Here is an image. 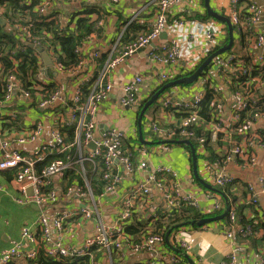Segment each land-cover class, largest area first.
Masks as SVG:
<instances>
[{"label": "built area", "instance_id": "built-area-1", "mask_svg": "<svg viewBox=\"0 0 264 264\" xmlns=\"http://www.w3.org/2000/svg\"><path fill=\"white\" fill-rule=\"evenodd\" d=\"M8 2L10 0H0ZM68 2L69 7L74 10L70 12L75 13V17H88L85 9L80 8V0H55L57 3H52V0H19L21 6H33L34 12L33 21L38 24L54 23L59 25L63 31L65 26H68L69 21L66 16L60 12L62 9L60 3ZM92 3L94 0H89ZM124 0H108L103 4L104 10H95L89 16L93 22V33L90 34L85 41L78 46L75 50L77 56V64L74 67L63 69L58 60L59 49L57 44H53L49 40V35L45 31H41L40 35H35L31 29V24L23 25L21 21L14 20L9 23L8 20L2 15L5 11L3 6H0V18L4 19L3 25H10L9 30L15 35L16 45L15 50L9 58L12 68H18L22 62V55L25 53V46L31 49L32 55L37 61V71L31 75L28 73L26 81L30 86L25 88L21 80L14 74L7 72L3 73L1 70L0 61V93H2V102L10 105L23 104L25 107H33L41 111L47 110L49 112L60 111L67 109L69 116L60 123L64 127H73L75 132V144L77 148L78 158L76 161L67 155L64 159H58L51 162L41 172L37 173L35 166L41 163L48 153H64L68 151V146L65 143V137L58 129L52 131L43 143H41L35 150L23 154L17 150L12 149L16 142L19 145L32 142L36 137L41 134L42 125L40 123L33 124L32 129L25 130L20 136L13 138L11 135L2 133L1 124L2 116H0V171H10L17 169L12 181L16 184L18 190L24 195L22 199L16 202L21 205H33L39 209H43L51 205L56 200V193L53 189H49L52 179L60 175L63 171L72 168L74 164L82 166L84 161H89L93 165V170L96 169L98 159L101 160L103 170L101 178L104 182L105 191L112 192L115 186L118 185L122 179L120 175V168L127 176H131L138 170L147 171L144 180L138 182L126 197L122 211L117 219L111 224L104 225L99 223L97 226L98 232L91 239L84 242L80 248L74 246L64 245L61 238L58 237L53 241L50 237V230L58 231L61 235L64 233L65 225L73 218L80 217L83 220L93 219L98 217L96 203L91 200V204L84 205L85 207L79 209H72L62 213L50 222L47 217L41 214L38 221L35 223L40 228L41 241L46 245L44 253L50 258H64L73 259L77 257H90L91 264H106L99 260L92 259V253L89 250L92 247H99L104 251L113 252L115 257L123 258L127 253L141 254L148 253L157 255L156 246L161 244L163 238L158 233H152L151 230L140 233L138 238H133L126 234L125 228L131 223L133 218L135 203L140 200L147 202L148 199L153 197L156 192L162 200L163 205L172 209H179L181 207H190L198 210L200 208V197L190 192L181 193L177 187L176 174L174 171L165 165L155 166L153 169L147 165L146 157L147 151L143 148H136L134 153L129 150L123 149L124 134L117 129H108L100 134H97L96 129V116L101 103L105 102L110 94L116 87H114L110 80L114 71L138 51L150 48V60L160 65L169 66L174 68L183 59L185 50V43L190 39H202L203 46L206 48V56L192 57L183 65L176 75L169 73L166 70L159 77V86L161 84L170 82L171 79L178 75H191L200 65V63L216 49L222 40L220 31L211 23H202L200 21H187L180 18L175 22L180 28H187L193 23L195 27L194 33H189L186 38H180L178 35H173L168 40L160 45L155 46L158 38L162 33L170 31L168 24V15L170 11L176 7L182 0H141L144 7L152 6L154 9L152 22L146 32L140 33L136 38L124 43L125 33L133 23H138L140 19L141 10H137L132 14L116 35L111 39L110 44L105 50L100 48H93L87 52L83 49V44L88 40H97L105 27L106 19L113 16L115 7L120 6ZM247 1V0H246ZM239 0H230V7L225 17L231 23L234 31L239 35H245L248 38L249 50L253 53V58L257 61L256 64H264V35L260 31L262 24V10L254 0H248L244 6L238 5ZM34 4V5H33ZM112 6V7H111ZM59 12H55V10ZM73 18V19H74ZM73 27V24H70ZM40 49L44 51L49 60L50 66H46L41 54L37 51ZM103 57V68L101 75L95 80H89L90 76L84 75L87 69L86 63L90 66L97 60ZM203 58V59H202ZM234 56L228 55L225 59L220 61L222 67L218 66L212 72L204 71L199 77L200 84L204 87V91L196 94L190 99H185L181 102H173L169 98L158 99L162 111L176 112L184 114L178 124L166 128L160 126L155 122L148 124L149 130L159 140L165 143L173 141L174 137H179V140L194 142L197 145L196 154H201L205 150L207 140L204 136H197L193 128H198L203 120L199 117V110L201 103L206 95V90L209 89L213 95L214 113L211 118L212 129L217 133L224 131L225 125L220 120L221 104L218 100V87L210 79H213L214 74L222 77L229 87H233L234 99L236 107L232 111L231 119L233 123L239 122L243 113L251 114V120L248 121L242 128H238L236 132L241 136L238 145L233 148V157L245 154L249 164L255 163L250 149L258 142L259 136L252 130V123L259 117L264 116V109L260 107L258 101L254 98L253 91L246 89L241 91L243 83L233 82L238 81L240 77L246 76L248 71L239 64H232ZM216 64V65H218ZM86 68V69H85ZM49 71L63 75L73 82L71 92H66L61 87L49 89L50 85L47 81L49 78ZM105 75L106 82L101 83L102 76ZM144 79L141 76H135L130 81L118 87L119 99L118 102L121 107L134 109L137 112L142 104L140 97V88L143 86ZM89 84L87 88L88 94L83 93V86ZM246 88L249 83L245 85ZM151 96V95H150ZM256 105V107H255ZM14 112L10 120H15ZM237 134V133H236ZM82 138L85 144H91L92 150L86 156L81 153ZM191 142V143H192ZM84 183L87 182L83 171ZM233 178L226 173L219 172L213 179V184L218 187H225L233 183ZM2 188L0 184V189ZM31 188L32 195L27 196L26 191ZM248 191L251 194V203L256 204V199L259 192H256L251 186H248ZM65 198L82 199L86 198V192L75 186L68 187L64 192ZM206 197V196H204ZM213 211L222 209L219 202H215L212 206ZM167 218V215L165 216ZM159 219V213L149 214V223L152 224L155 220ZM236 215L230 209L228 213V225L226 226L225 236L228 240L233 239V232L240 233L242 236H250L251 229L249 225L243 227L236 224ZM173 238L177 231H172ZM175 243L176 238L173 239ZM28 244V246H27ZM182 253L186 254L189 247L183 242L178 243ZM37 240L33 236L30 227L26 226L22 229L21 239L13 243L10 247L0 252V264H14L22 259L34 260L36 259ZM184 250V251H183ZM244 252L241 246H235L231 253L223 259L219 264H246L242 262L239 255ZM183 257L181 255H174L168 261H152L148 264H182ZM140 264V263H139ZM188 264V263H183ZM255 264H264V257L259 254L256 257Z\"/></svg>", "mask_w": 264, "mask_h": 264}, {"label": "crops", "instance_id": "crops-1", "mask_svg": "<svg viewBox=\"0 0 264 264\" xmlns=\"http://www.w3.org/2000/svg\"><path fill=\"white\" fill-rule=\"evenodd\" d=\"M254 1L262 10L263 22L260 26V31L264 35V0ZM93 2L95 3L96 0ZM97 2L100 3V0H97ZM229 2L230 0H210V6L215 12L225 16L227 15V11L230 7ZM115 8L113 16L106 19L105 27L101 36L97 40L91 39L85 42L83 44L84 51L89 52L93 48L105 50L110 44L111 39L116 35V32L122 26V23H124L125 20H127L137 10H141V16L138 23L143 25V31L146 32L152 22L154 9L152 6L144 7L141 0H124L121 2L120 6ZM170 13L172 14V18L170 20L171 29L169 32L162 33L160 35L155 45L157 47L164 44L168 38L173 35H178L180 38H186L189 33L195 32L193 23L190 24L187 22V25H190L189 27L180 28L176 25L177 23H172V21L175 19L174 14L186 16H190L194 13H198L199 15L206 14L204 0H182L170 11ZM186 16L185 18H187ZM213 20L210 19L202 23L214 22L212 24H214L220 31L222 40L220 45L210 52L200 65L210 55L215 53L227 43V28L225 29L223 26L225 24H222L215 19ZM246 37L247 36H244V39L241 40L239 34L233 32V44L231 49L214 58L204 71L208 67L210 68L208 70L209 72H212V70H215L218 66L222 67L218 63L230 54H234L235 57H238L239 59L250 57L251 62L256 63L257 61L253 58L252 51L249 50V40ZM225 39L226 42L224 41ZM184 47L186 50L184 57L180 61L181 63H178V65L174 68H169V66L160 65L150 60L149 51L153 48V46L138 51L134 56L126 60L123 65L119 66L110 78L116 89L113 90L105 102L100 104L97 112V134H100L108 129L120 130L124 134V140L126 139L131 143V146H134L128 149L124 146L123 141V149L129 150L132 153H134V150L138 147L145 149L148 154L146 157L147 165L152 169L158 165L170 167L176 174L177 187L180 192H190L200 197L201 201L198 211L204 215L214 212L212 206L217 201L222 206L221 210H225L227 204L225 202L226 198H223L222 194L218 193V189L213 184V179L219 174V172L226 173L233 178L234 182L230 191L237 198V205L240 207V209L236 211L235 205H233L232 208L229 207V211L232 209L236 215V220L238 217L237 213L239 212V216L245 218L247 221L256 220L258 223H264V116L257 118L252 123L253 127L251 131L255 132V134L259 136V140H261L250 149V153L253 155L255 163L249 164L245 154L233 157V148L238 145L241 136L238 132L236 134V131L238 130L237 128L235 130V124L231 119L232 111L236 107V101L234 99V95L230 91V87L226 84V81L222 77L218 74L213 75V81L218 87V100L222 106L219 118L225 125L224 131L222 130L220 133H217L213 130L209 124L211 121H203V123L197 128L200 135L206 138V146L208 149L206 150L205 146L204 152L196 154L197 163L195 173L191 163L190 147L188 151L182 146L184 144L172 143L173 141L165 143L159 139L157 143H154L153 139L155 136L149 130L148 124L151 122H155L160 126L178 124L181 120L178 116L179 113L174 111H162L158 99L169 98L173 102H181L203 92L204 87L200 84L199 77L204 71L193 83L188 85H176L164 91V93L158 97L157 101L147 109L142 118L141 130L142 138L148 144H141L138 139V111L135 112L134 109L123 108L118 102V87L130 81L135 76H141L144 79L143 86L140 88L139 93L143 103L149 99L151 93L159 87V77L162 73L169 70V73L176 75L179 70L183 68V65L187 63V61H190L192 57L200 56L204 58L207 54L206 48L203 46L202 39L200 38L196 40H188ZM86 67L87 69L85 68L86 70L83 74L90 76L89 80H96L102 73L103 59L97 60L91 66L89 63H86ZM48 74L49 78L47 81L53 88L61 87L66 92H71L73 82L70 81V79L53 71H49ZM100 81L102 84L106 82L105 75L102 76ZM252 90L254 98L258 101L260 107L264 109V79L255 81ZM17 111L18 113L15 115V120L17 122H15V126H18V129H13L9 134L13 138L20 136L25 130L32 129L33 124L35 123H40L42 125L41 134L32 142L25 143L23 145H19L15 142L12 146V149L23 154H27L28 152L35 150L41 143L48 139L52 131L58 129L59 126H63L60 121H64L69 116V111L67 109H61L53 114L52 111H41L40 109L33 107L28 108L23 104L10 105L3 103L0 100V116H2V119H9L11 115ZM211 118H214L213 115ZM134 140L138 141L137 143L139 145L133 144L132 141ZM92 148L93 146L91 144H85L82 138V155L86 156ZM194 149L196 153L197 146ZM209 152L212 153L214 157L213 162H210L207 159ZM77 158L78 155L76 153L73 160L76 161ZM78 165L80 166V172L83 173V164L82 166L80 164ZM119 172L122 179L120 183L115 186V189L112 192L105 191L104 182L101 176L102 186L96 190L92 189L91 184L86 178L87 182L85 183L81 178L83 180V188L79 185H75L78 184V182L67 185L64 181H62V174H60L52 179L50 185V188L52 189L53 186L56 193V200L51 203V205L43 209H39L33 205H21L17 203L16 201L22 199L24 195L18 190L16 184L13 183L12 180L7 181L5 178L0 177V184L2 186L0 189V252L10 247L13 243L20 241L22 229L26 226L30 227L33 236L34 234H38L39 236L40 228L35 223L38 221L41 214L52 222L56 216L72 209L85 207L86 205L91 204V200H94L98 211V217H94L89 220H83L80 217L73 218L65 225L63 235L54 230L53 227L50 230V237L53 241L60 237L64 245L74 246L75 248L82 247L84 242L97 234V226L99 223L109 225L119 217L130 190L138 182L144 180L147 174V171L145 170H138L133 175L127 176L124 172H122L121 168ZM206 184L210 185L216 191L206 188ZM70 186L80 188L82 191L86 192L87 197L82 199L65 198L64 192ZM248 186H251L256 192L260 193L257 198L258 203L256 207H251L247 203L249 200ZM221 198L223 199V202ZM135 205L134 213L141 212V214L147 218L149 225L147 228L149 230L151 225L149 223L150 212L159 213L161 216V213H168L170 211L169 207L163 205L161 198L156 192H154L153 197L148 199L147 202L146 200L145 202L140 200L135 203ZM226 226L227 225H225L222 221L211 223L202 227L187 224L180 228L172 229V231H177L174 237L176 238L177 243L173 240L172 231L168 237L169 245L165 243L164 236L161 244L156 246L157 255L155 256L148 253L136 255L127 253L123 258H118L115 257V254H113L112 251H104L101 254L102 256L99 258V261L106 264H148L149 262L158 260L167 262L168 259L174 255H180L173 249H178L182 252L178 244L181 242L189 247L186 254L195 264H219L231 253L235 246H241L244 249V252L239 255V258L246 264H255L256 257L259 254H262L264 257V242L261 244L249 243V240L247 239L234 236L235 230H232L233 239L228 240L225 236L227 229ZM139 235L140 233L133 236L131 235V237L138 238ZM263 235L264 231L259 229L255 232V236L251 240H259L263 237ZM14 264H24V261L20 260Z\"/></svg>", "mask_w": 264, "mask_h": 264}, {"label": "trees", "instance_id": "trees-1", "mask_svg": "<svg viewBox=\"0 0 264 264\" xmlns=\"http://www.w3.org/2000/svg\"><path fill=\"white\" fill-rule=\"evenodd\" d=\"M19 0H10L8 2L3 3V1H0V6H3L5 11L3 12V16L5 17L6 20L9 21V23H13L14 20L21 21L23 25H29L31 24V29L35 35H40L41 31H45L47 35H49V40L53 44H57V47L59 49L58 53V60L62 65L63 69H67L69 67H74L77 64V56L75 54V50L78 48L80 44H82L85 39L93 33V22L90 21L89 16L93 13V11L97 10H104L103 4L108 2V0H100V3L92 2L94 4H91L89 0H80V8L85 9L86 15L88 17H75V13H71L74 9L69 7L68 2L64 1L63 3H60L62 14L66 16V19H68L69 24L68 26H65V29L62 31L60 29L59 25H55L54 23H44V24H38L33 21L34 19V12L32 11L33 6L30 7H25L21 6L18 2ZM95 1V0H94ZM52 3H57L55 0H52ZM247 4L246 0H239L238 5L239 6H244ZM34 5V4H33ZM55 12H59V10H55ZM186 15H180V14H174V20L172 23H175L179 21L180 18H183L187 21H200V22H206L208 20H213L212 18H209L206 14L199 15L198 13H194L190 16ZM74 18V19H73ZM172 18V14L169 13L168 15V24H170V20ZM214 21V20H213ZM70 24H73V27L70 26ZM226 29V26L223 25ZM10 25H0V61H1V70L3 73L10 72L17 76L19 80H21V83L25 88L28 89L30 86V83L25 82V79L30 73L31 75L35 74L37 71V61L35 57L31 53V49L29 47L25 46V53L22 55L21 58H23L22 64L18 68H12L9 58L12 52L15 50V45H16V39L15 35L12 34V30H9ZM144 27L143 25H140L139 23H133L129 29L125 33V38H124V43H127L131 41L132 39L136 38L140 33H143ZM235 30V29H234ZM235 32V31H233ZM245 35H239L241 37V40L244 39ZM226 42V39L224 40ZM223 41V43H224ZM234 60L232 64L236 65L239 64L243 68H245L248 71V74L246 76L240 77L238 81L233 80V82H241L244 85L241 86V91H244L249 88V90L253 89V86L255 84V81H260L264 79V65H259L256 63H252L250 57L248 58H238L235 57L234 54ZM103 59V57H102ZM210 68L208 67L206 71H208ZM185 75H178L171 79L170 81H173L175 79H178L180 77H184ZM213 83V79H210ZM169 82V81H168ZM247 82L249 83V86L246 88ZM3 83H0L2 85ZM164 84H161L151 95H153L156 91H158ZM49 89H52L53 87L51 85L47 86ZM87 88H89V84H85L83 86V93L88 94ZM235 89L233 87H230V91L233 93ZM253 91V90H252ZM2 93H0V100H2L1 97ZM148 100V99H147ZM146 100V101H147ZM145 101V102H146ZM213 95L210 93V90H206V95L204 96V99L201 103V107L199 110V117L203 121H210L211 117L214 113V106H213ZM143 102L138 110L137 113H139L140 109L143 107L144 103ZM256 107V105H255ZM179 118H182L184 114H178ZM252 115L251 114H246L243 113L241 115V118L239 122L236 124V126L240 129L242 128L248 121L251 120ZM15 122L10 119H3L2 124H1V131L2 133L10 134L13 129H18V126H15ZM235 126V130L236 127ZM166 128L172 127L170 126H163ZM58 130L60 133L65 137V143L68 146V151L64 153H48L45 157V159L41 162L38 163L35 166L36 172L39 173L41 172L46 166H48L51 162L58 160V159H64L67 155L70 157L74 158L75 154L77 152L76 144H75V132L73 127H64V126H59ZM195 134L197 136H200L199 130L197 128H193ZM237 133V132H236ZM179 137H174L173 142L179 141ZM126 140V139H125ZM124 140V146L128 149L134 147L131 146V143L129 141ZM161 141V140H160ZM138 141L134 140L132 141L133 144H138ZM154 143L158 142V139L154 137L153 139ZM192 142V141H191ZM139 145V144H138ZM193 147L195 148L197 145L192 142ZM186 150L189 151V146L188 145H182ZM208 147L206 146V150ZM208 161L213 162L214 157L212 153H208L207 156ZM98 163V166L96 167L95 170H93V165L89 161H84L83 166H84V174L85 178L88 180V182L91 184L92 189L98 190L100 186H102V180L100 178L101 176V171L103 170L102 162L100 159L96 161ZM80 166L78 164H74L72 168L63 171L61 174L62 176V181H64L67 185L70 184H75L78 182V184L82 188L84 187L83 185V174L80 172ZM17 172V169L15 170H10V171H0V177L5 178L7 181H10L13 179ZM81 176V177H80ZM82 178V179H81ZM232 185H227L225 187H218V193L222 194L223 198L225 197L227 200L228 207H231L235 205V210L237 211L240 209V207L237 205V198L232 194L230 189L232 188ZM246 188V186H245ZM49 189L50 186H49ZM53 189V186H52ZM54 190V189H53ZM249 193V200L247 201L248 205L251 207H256L258 200L256 199V204L251 203V194ZM222 202L223 199L221 198ZM223 212V210L219 211H214L211 214L204 215L200 213L198 210H195L193 208L189 207H181L179 209H172L168 213H161V216L159 214V219L155 220L151 225H150V230L152 233H158L164 238L165 234L167 231L175 227L176 225L179 224H187L190 221H197L202 218L206 217H214L216 215H219ZM237 222L236 224L243 227L245 225H249L251 229V235L250 236H242L240 233L236 232L234 233V236H238L244 239L249 240L248 242L252 244H257V243H263L264 242V235L261 239L259 240H251L255 236V232L259 229L264 231V223H258L256 220L252 221H247L245 218L239 216V212L237 213ZM167 215V218L165 216ZM147 218L143 216V214L140 213H134L133 218H131V224L125 228L126 234L128 235H137L138 233H145L149 231L147 228L148 222ZM222 222L225 225H228V217L222 220ZM40 232V231H39ZM34 237L36 238L38 245L36 247V259L30 261V260H25L22 259L21 261H24V264H91V258L90 257H77L73 259H64V258H50L47 257L44 253V249L46 248V245L43 241H41V232L38 236V234H34ZM104 252L99 247H92L89 250V253H92V259L96 260L102 256L101 254ZM182 264L187 263L184 258L181 259Z\"/></svg>", "mask_w": 264, "mask_h": 264}, {"label": "water", "instance_id": "water-1", "mask_svg": "<svg viewBox=\"0 0 264 264\" xmlns=\"http://www.w3.org/2000/svg\"><path fill=\"white\" fill-rule=\"evenodd\" d=\"M204 8H205V11H206V14H207L208 17H210L212 19H215V20L219 21L222 24H225V26L227 28V33H228V35H227V43L225 45H223L220 49H218L215 53L210 55L200 65V67L196 69V71L193 74H191L190 76H187V77H181L179 79H176V80L170 81L168 83H165L158 91H156L153 95H151L150 98L144 103L143 107L141 108V110L139 112L138 119H137L138 139H139L141 144H148L142 138V130H141L142 118H143L145 112L147 111V109L157 101L158 97L162 93H164V91H166V90H168V89H170V88H172V87H174L176 85H188V84L193 83L201 75V73L204 71V69L208 65H210V63L212 62V60L214 58L226 53L232 47V44H233V27H232L231 23L229 22V20L225 16L215 12L211 8L210 0H204ZM3 24H4V19L0 18V25H3ZM37 51L41 54L45 65L46 66H50V60H49L47 54L44 51L40 50V49H37ZM175 143L188 145L190 147L191 163H192V167H193V170H194V173H195L196 172L197 159H196V153H195V149H194L193 145L189 141H185V140L184 141H175ZM202 184H204V183H202ZM205 187L210 189V190L216 191L210 185L206 184ZM26 195H28V196L32 195V189L31 188H29L26 191ZM225 202L227 203L226 199H225ZM228 212H229V207H228V204H226L225 210L220 215H217V216H214V217L202 218V219H199L197 221H191V222H189L187 224H189L191 226H197V227L206 226V225H209L211 223L222 221L223 219H225L227 217ZM187 224H185V223L184 224H179V225H176L175 227H173L172 229L180 228V227H182L184 225H187ZM172 229L167 231L166 234H165V243L167 245H169L168 237H169V234L172 231ZM173 250L176 253L180 254L186 260V262L188 264H195L193 262V260L190 257L187 256V254L182 253L178 249H173Z\"/></svg>", "mask_w": 264, "mask_h": 264}]
</instances>
